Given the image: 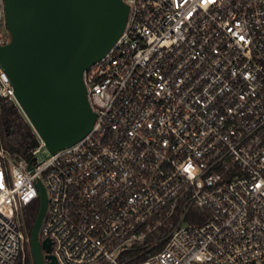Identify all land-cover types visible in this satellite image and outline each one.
Instances as JSON below:
<instances>
[{"label": "built area", "instance_id": "2783aa9c", "mask_svg": "<svg viewBox=\"0 0 264 264\" xmlns=\"http://www.w3.org/2000/svg\"><path fill=\"white\" fill-rule=\"evenodd\" d=\"M122 1L121 36L83 74L88 135L42 158L40 140L30 159L0 144V264L20 257L38 181L58 264L139 248V264H264V0ZM0 100L18 108L1 68Z\"/></svg>", "mask_w": 264, "mask_h": 264}, {"label": "water", "instance_id": "95a60500", "mask_svg": "<svg viewBox=\"0 0 264 264\" xmlns=\"http://www.w3.org/2000/svg\"><path fill=\"white\" fill-rule=\"evenodd\" d=\"M9 43L0 46V68L17 106L43 144L40 158L81 141L96 114L83 74L121 36L128 6L122 0H3ZM31 169V161L28 164ZM39 211L29 235L33 264H58L49 239L38 240L47 200L38 181Z\"/></svg>", "mask_w": 264, "mask_h": 264}, {"label": "trees", "instance_id": "16d2710c", "mask_svg": "<svg viewBox=\"0 0 264 264\" xmlns=\"http://www.w3.org/2000/svg\"><path fill=\"white\" fill-rule=\"evenodd\" d=\"M0 144L16 159H30L32 151L39 147V139L21 111L6 100H0ZM38 211L39 199L23 209L22 217L29 235ZM193 223L197 224L198 221ZM141 252V248L129 251L120 258V263L139 264L154 253ZM16 264H31V261L28 256L20 255Z\"/></svg>", "mask_w": 264, "mask_h": 264}, {"label": "rangeland", "instance_id": "374dc122", "mask_svg": "<svg viewBox=\"0 0 264 264\" xmlns=\"http://www.w3.org/2000/svg\"><path fill=\"white\" fill-rule=\"evenodd\" d=\"M22 212H23V210L21 211V215H20V222L22 224L21 232L24 235L26 241H25V244L23 246V250H22L20 255H21V257L28 256L30 258L31 264H33L31 251H30V245H29V241H28L29 232H28V229L26 228L25 223L23 221Z\"/></svg>", "mask_w": 264, "mask_h": 264}]
</instances>
